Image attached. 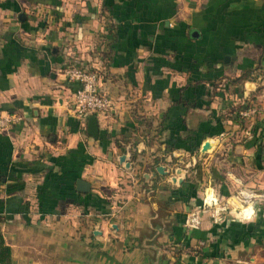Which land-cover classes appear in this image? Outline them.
<instances>
[{
    "label": "crops",
    "instance_id": "obj_1",
    "mask_svg": "<svg viewBox=\"0 0 264 264\" xmlns=\"http://www.w3.org/2000/svg\"><path fill=\"white\" fill-rule=\"evenodd\" d=\"M73 62L96 69L113 101L97 115V137L73 111L78 83L61 73ZM250 96L255 115L222 118ZM6 112L21 116L0 130L9 264L264 258V0H0ZM207 138L219 143L201 154ZM175 151L190 163L181 184L142 176ZM124 152L129 169L117 159ZM238 180L262 193L251 219L214 223L204 213L185 227L205 185L225 196Z\"/></svg>",
    "mask_w": 264,
    "mask_h": 264
},
{
    "label": "built area",
    "instance_id": "obj_2",
    "mask_svg": "<svg viewBox=\"0 0 264 264\" xmlns=\"http://www.w3.org/2000/svg\"><path fill=\"white\" fill-rule=\"evenodd\" d=\"M67 80L75 81L78 86L73 92V111L82 121H86L91 114H105L113 106L112 98L101 90L99 74L96 70L80 63H69L63 69ZM259 105L255 102L239 111L243 118L255 115ZM21 116L17 112L0 113V130L6 129ZM236 188L229 194L221 196L212 184L204 186L201 202L194 205L186 213L184 225L187 228H196L206 213L209 219L220 222L227 216H237L242 220H249L255 215V206L262 193L238 180ZM259 264H264V258Z\"/></svg>",
    "mask_w": 264,
    "mask_h": 264
},
{
    "label": "water",
    "instance_id": "obj_3",
    "mask_svg": "<svg viewBox=\"0 0 264 264\" xmlns=\"http://www.w3.org/2000/svg\"><path fill=\"white\" fill-rule=\"evenodd\" d=\"M98 119L97 115L91 114L87 117L86 131L89 135L97 137L98 135ZM219 143V138H207L204 139L199 146V152L201 154L212 153ZM142 143H139L141 146ZM119 163H121L125 168L129 169L131 167V162L129 161V153L124 152L120 153L117 156ZM178 163V164H177ZM177 164V165H176ZM189 162H185V157L180 152L175 151L170 153L162 158L158 159V162L155 164L154 168L150 171H145L142 173V176L148 180L166 176L167 180L172 184L179 185L184 179L185 174L187 173V167ZM77 188L82 191H88L90 189V184L84 179H77L76 181ZM94 236L99 237L100 230L97 227L92 231Z\"/></svg>",
    "mask_w": 264,
    "mask_h": 264
},
{
    "label": "trees",
    "instance_id": "obj_4",
    "mask_svg": "<svg viewBox=\"0 0 264 264\" xmlns=\"http://www.w3.org/2000/svg\"><path fill=\"white\" fill-rule=\"evenodd\" d=\"M75 63H79V62H75ZM64 67L61 69V73L62 74H63ZM94 70H96V69H94ZM232 81H236V78L232 79ZM252 103H255V98L253 96L248 97L246 100H242V101H239V102H236V103H231L230 106H228V110L225 113H222L221 116H222V118H230V119H232L234 121L242 122L245 118H243L239 114V111L242 108H244L247 105L252 104ZM0 220H1V218H0ZM177 251L178 250H176V252ZM10 258H11L10 246L6 243L2 233L0 231V264H9L10 263Z\"/></svg>",
    "mask_w": 264,
    "mask_h": 264
},
{
    "label": "rangeland",
    "instance_id": "obj_5",
    "mask_svg": "<svg viewBox=\"0 0 264 264\" xmlns=\"http://www.w3.org/2000/svg\"><path fill=\"white\" fill-rule=\"evenodd\" d=\"M88 260H89L88 264H97L96 259L90 257Z\"/></svg>",
    "mask_w": 264,
    "mask_h": 264
}]
</instances>
